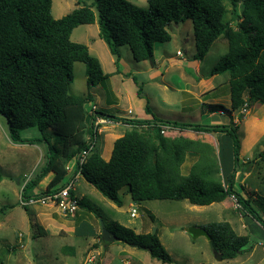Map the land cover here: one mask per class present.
Segmentation results:
<instances>
[{"label":"trees","instance_id":"16d2710c","mask_svg":"<svg viewBox=\"0 0 264 264\" xmlns=\"http://www.w3.org/2000/svg\"><path fill=\"white\" fill-rule=\"evenodd\" d=\"M231 19H225V0H147L140 7L130 0H93L81 5L60 18L51 13V0H0V115L7 120V133L14 143L35 144L43 139L48 151L46 163L34 178L24 183L22 197L27 199L48 191H57L68 179L66 165L84 149L85 161L73 169L103 196L116 205L122 204L119 191L125 188L132 200L186 199L191 204L207 205L232 196L242 210L264 227V220L253 209L254 190L240 184L235 188L238 161V122L244 118L240 109H248L254 101L264 102V0H229ZM96 19L98 35L114 57L120 59V46L126 44L135 61L150 60L155 43L170 40L166 25L173 21L190 19L192 22L195 53L192 58H204L212 43L221 37L227 48L219 60L207 71L206 77L229 73V106L219 102L203 103L207 113L228 112V124L186 125L151 118H115L101 110L95 113L122 121L131 126L113 141L111 154L105 160L96 143L91 120L93 112L86 103L91 99L89 89L106 81L110 73L92 55L87 45L70 39L72 30L79 24H90ZM85 66V96L69 92L73 77V63ZM140 94L139 91H137ZM146 113H151L148 103ZM237 113L236 121L233 114ZM164 126L191 128L197 132H213L222 142L218 162L205 152L193 148V140L183 135L169 138L161 130ZM36 128L48 138H23L21 131ZM264 144V141H263ZM91 146V148H89ZM186 151L198 152L197 161L186 175L179 166ZM264 163V148L257 153ZM246 161L243 162V164ZM52 172L44 190L31 195L27 190L41 177ZM264 184V173L261 176ZM75 196L73 190H69ZM264 200V186L263 195ZM78 207L93 213L103 226L118 236L119 241L148 251L151 257L162 262L172 258L160 242L158 232H135L117 221L106 222L84 197H77ZM151 219L153 216L150 215ZM75 228L77 236L94 234ZM210 236V244L221 259L234 258L253 247L248 234H237L226 220L201 225ZM99 240L101 233L98 234ZM200 264H218L201 262Z\"/></svg>","mask_w":264,"mask_h":264},{"label":"rangeland","instance_id":"374dc122","mask_svg":"<svg viewBox=\"0 0 264 264\" xmlns=\"http://www.w3.org/2000/svg\"><path fill=\"white\" fill-rule=\"evenodd\" d=\"M51 1L52 16L60 18L78 6L90 5L93 0ZM130 1L140 7L147 6V0ZM225 4V19H230L234 24L235 20L231 19L230 1L225 0ZM166 29L170 40L154 44V65H151L149 60L135 61L126 44L120 46L119 63H111L109 59L114 57L98 35L96 19L90 24H79L72 30V41L87 45L90 53L102 60L105 71L116 67L119 73L111 78L109 76L110 80L108 78L103 83L91 87L92 90L89 89L93 95L86 103L87 110L90 111L91 105L95 104L115 118H150L153 114L163 121L186 125L209 124L213 121L228 124L231 119L228 112L210 115L202 103L229 104V73L224 72L212 77L205 75L225 53L226 40L218 37L203 59L194 60L191 20L171 21L166 25ZM176 51L181 54L176 55ZM196 63L199 71L195 70ZM181 70L187 73L188 79H179ZM72 71L69 92L85 96L88 89L84 63L74 62ZM208 84L215 86V89L202 92V88ZM183 89L186 91H182ZM198 92H202V96ZM216 97L219 99L214 101ZM146 103L151 113L145 112ZM128 109L133 113H127ZM240 112L244 113L245 118L238 122V175L244 177L236 178L235 188L240 190L242 184L250 187L248 191H255L251 205L264 220V200L261 196L264 186L261 180L264 163L257 158V153L264 148V102L254 101L245 112L242 109ZM236 115L237 113L233 114L235 121ZM101 127H106L107 131L104 132ZM101 127L96 146L101 156L108 158L115 138L113 136L129 131L131 126L121 121ZM108 133L110 135L106 136ZM163 134L169 138L181 134L192 139L193 148H198L199 151L210 155L214 162H218L222 142L216 133L183 128L181 131L165 129ZM21 136H45L49 142L54 141L47 131L42 134L34 127L22 130ZM47 151L48 146L44 139L35 144L12 142L7 133V120L0 115V264H264V227L251 216L242 214L232 196H228V200L207 205L191 204L186 199H151L138 202L132 200L128 193L123 192L125 188H122L119 191L122 205L118 206L79 175L73 181L72 190L75 196L84 197L100 211L105 223L118 221L132 229L135 228L139 233L152 232L155 228L172 261L162 262L151 257L147 250L119 240L107 244L101 242L98 237L100 220L93 213L78 207L73 215H65L53 204L24 201L23 185L39 173L46 163ZM244 161L246 163L243 164ZM185 165H188L186 161L180 167L182 174L183 171L184 174L187 173L185 171L188 166L184 168ZM49 173L52 176V172ZM50 178L46 175L41 177L35 186L27 190L26 195L40 193ZM131 208L136 211L133 217L129 215ZM221 220H230L236 233L248 234L253 247L234 258L217 261L215 251L206 236L199 235L193 239L184 230L190 225L201 226ZM83 221L96 227L98 234L94 241H91L94 236H77L72 231V226Z\"/></svg>","mask_w":264,"mask_h":264},{"label":"built area","instance_id":"2783aa9c","mask_svg":"<svg viewBox=\"0 0 264 264\" xmlns=\"http://www.w3.org/2000/svg\"><path fill=\"white\" fill-rule=\"evenodd\" d=\"M177 55H180L181 52L177 51ZM97 110L95 105L91 106L90 111L93 112V118L91 123L93 125L94 133H98L99 129L102 125H111L121 121H115L114 119L108 118L103 115L96 114L95 111ZM242 111L245 112V109L242 108ZM127 113H131V110H128ZM124 123V122H123ZM170 128L169 126H164L161 130L162 133L165 132V129ZM91 148V146L89 147ZM88 154V149H84L79 152L76 157L73 158L71 163H68L65 167L68 172V179L65 182V186L57 191H48L42 193L38 196H31L25 199V202H38L40 204H53L57 210L65 215H73L77 208L78 203L75 196H71L69 190L73 188V181L80 175L79 171L76 174H73V169L76 165L82 164L85 161L86 155ZM22 201V203H25ZM136 211L134 208H131L129 211L130 216H135Z\"/></svg>","mask_w":264,"mask_h":264},{"label":"crops","instance_id":"0c3cea01","mask_svg":"<svg viewBox=\"0 0 264 264\" xmlns=\"http://www.w3.org/2000/svg\"><path fill=\"white\" fill-rule=\"evenodd\" d=\"M105 43V42H104ZM106 45V44H105ZM107 46V45H106ZM108 48V47H107ZM109 51V50H108ZM177 52V51H176ZM110 53V52H109ZM111 54V53H110ZM177 55V54H176ZM112 56V55H111ZM179 56V55H178ZM96 58H98V60H99V62H100V64H101V67H102V70L104 71V72H106V73H110V78L112 77V76H114V75H119V73H118V70L117 69H113V70H110V71H105L104 70V67H103V63H102V60L98 57V56H95ZM154 59H156L155 58V56H154V54L152 55V59H150L149 61H151V65H154ZM110 60V62L112 63L113 62V64H114V59L113 58H110L109 59ZM113 60V61H112ZM143 62L144 61H146V60H142ZM141 62V61H140ZM168 68V67H167ZM167 68L165 69V70H167ZM195 70L196 71H199V67H198V64L196 63L195 64ZM185 71H180V77H179V79H188V75H187V73H184ZM184 74H186V75H184ZM214 76V75H213ZM161 77H163V73H161ZM210 77H212V76H210ZM110 78H109V80H110ZM94 86H96V85H94ZM94 86H92V88L94 87ZM166 86V85H165ZM92 88H91V90H92ZM213 89H215V86H213L212 84H208L206 87H204V88H202V92H205V91H208V92H211ZM182 91H186L185 89H183ZM202 92H198V94H201ZM207 92V93H208ZM91 93V92H90ZM206 94V93H205ZM205 94H203V95H205ZM92 95H93V93H91V98H92ZM200 96H202V94L200 95ZM205 97V96H204ZM135 98V97H134ZM215 100L214 101H217L219 98H214ZM105 100H106V98H105ZM202 103H213V102H202ZM220 103V102H219ZM229 104H230V101H229ZM229 104H227V105H225V106H229ZM92 105H95V104H92ZM91 105V106H92ZM96 106V105H95ZM96 108H97V110H101V111H103V112H106V111H104V110H102V109H100V108H98L97 106H96ZM128 110H131V109H128ZM107 114H109V115H112V114H110L109 112H106ZM131 113H133L132 112V110H131ZM130 113V114H131ZM214 113H217V112H213V113H208V114H210V115H212V114H214ZM121 117V116H120ZM156 117V116H155ZM121 118H123V117H121ZM151 118V117H150ZM156 118H158V117H156ZM245 118V117H244ZM243 118V119H244ZM127 119H133V118H127ZM145 119H149L148 117H146ZM160 119V118H159ZM214 122V121H213ZM215 122H217V121H215ZM125 124H127V123H125ZM105 128L106 127H104V128H102L101 127V129L102 130H105ZM167 129H173L174 131H176V129H177V131L178 130H180V129H178V128H173V127H170V128H167ZM110 130V129H109ZM107 130H105L104 132H106ZM100 132V131H99ZM99 132H98V134H99ZM110 135V133H108L106 136H109ZM122 134H117V135H114L113 137H115L114 138V140L116 139V138H118L119 136H121ZM113 140V141H114ZM113 145V144H112ZM112 149V148H111ZM110 154H111V151H110ZM110 156V155H109ZM187 156V159L185 160V157ZM198 156H199V154H198V152H194V151H186L185 152V154H184V159H183V161H182V163L180 164V166H179V170H180V167H182V165H183V163L186 161V163L188 164V165H185V167L184 168H186L187 166H188V168H186V171L185 172H189V170H190V167L197 161V159H198ZM109 158V157H108ZM108 158H104L105 160H107ZM240 169V168H239ZM238 169V170H239ZM237 170V172H236V178L238 179L240 176H241V178L242 177H244V176H242L241 174H240V176L238 175L239 173L238 172H240V171H238ZM242 170H243V168H242ZM181 173V172H180ZM186 173V174H187ZM182 174V173H181ZM186 174H184V171H183V175H186ZM49 176V178H50V176H51V173H49L48 172V175L46 174V177H48ZM52 177V176H51ZM51 179V178H50ZM50 179H48V180H50ZM236 180V179H235ZM263 182V181H262ZM264 185V184H263ZM245 187H246V189H250V187H248V185H245ZM123 192L125 193L126 191H125V189H123ZM225 199H227L228 200V197H226ZM122 205V204H121ZM136 215V214H135ZM226 221H228L230 224H231V226L233 227V225H232V222L230 221V220H226ZM84 222V221H83ZM83 222H80L79 224H75L74 226H72L71 227V229H72V231L74 232V229L75 228H83V230L82 231H84V232H90V230L91 229H89L88 227H87V225L85 224L84 225V223ZM118 222V221H117ZM81 223H83L82 225H81ZM120 223V222H119ZM90 226L92 227V231H93V233L94 234H92V235H88V236H94V238L91 240V241H94L95 240V238H96V235L98 234V232H97V230H96V227L94 226V225H91L90 224ZM126 226V225H125ZM233 229H235V227H233ZM99 230V229H98ZM135 232H136V230H135V228L133 229ZM236 230V229H235ZM99 232H100V230H99ZM146 232V231H145ZM238 234V233H237ZM244 234H246V233H244ZM241 235H243V234H241ZM90 241V242H91Z\"/></svg>","mask_w":264,"mask_h":264},{"label":"water","instance_id":"95a60500","mask_svg":"<svg viewBox=\"0 0 264 264\" xmlns=\"http://www.w3.org/2000/svg\"><path fill=\"white\" fill-rule=\"evenodd\" d=\"M100 233H101V239L105 242H110L113 240H117L118 236L115 235L112 231H110L109 229H107L106 227L103 226L102 222L100 221ZM184 230L191 236V238H196L199 235H204L207 237V239L210 240V236L208 234V232L206 231V229L202 226H195V225H190L186 228H184ZM155 232V228H153L151 233ZM215 257L217 261H220L222 258V255L218 252H215Z\"/></svg>","mask_w":264,"mask_h":264}]
</instances>
